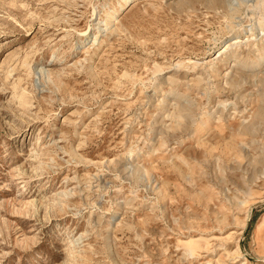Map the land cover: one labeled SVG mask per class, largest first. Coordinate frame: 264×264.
Masks as SVG:
<instances>
[{
    "label": "rangeland",
    "instance_id": "obj_1",
    "mask_svg": "<svg viewBox=\"0 0 264 264\" xmlns=\"http://www.w3.org/2000/svg\"><path fill=\"white\" fill-rule=\"evenodd\" d=\"M121 2L0 0V264H264V0Z\"/></svg>",
    "mask_w": 264,
    "mask_h": 264
},
{
    "label": "bare ground",
    "instance_id": "obj_2",
    "mask_svg": "<svg viewBox=\"0 0 264 264\" xmlns=\"http://www.w3.org/2000/svg\"><path fill=\"white\" fill-rule=\"evenodd\" d=\"M121 1H123V2H121L122 4H124L125 2H126V0H121ZM231 43H229V45H227L228 47L229 46H232L233 47V45L234 44H237V43H239V42H241V40L239 39V37H234V38H232L231 39ZM231 48V47H230ZM229 50V49H228ZM207 124V120L206 119H204V121L202 122V125L200 126V127H198L197 129H196V133L197 132H199V130H201L205 125ZM202 127V128H201ZM202 132V131H201Z\"/></svg>",
    "mask_w": 264,
    "mask_h": 264
}]
</instances>
